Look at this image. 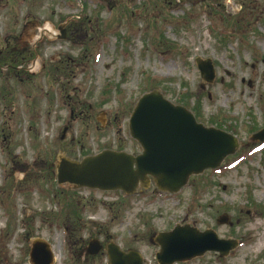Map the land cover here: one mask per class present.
Returning a JSON list of instances; mask_svg holds the SVG:
<instances>
[{"label": "rangeland", "instance_id": "1", "mask_svg": "<svg viewBox=\"0 0 264 264\" xmlns=\"http://www.w3.org/2000/svg\"><path fill=\"white\" fill-rule=\"evenodd\" d=\"M154 90L235 137V153L173 196L59 187V156L141 153L129 119ZM261 130L264 0H0V264H31L37 239L54 264H108L84 254L94 238L158 264L150 240L177 225L239 243L180 264H264Z\"/></svg>", "mask_w": 264, "mask_h": 264}, {"label": "water", "instance_id": "2", "mask_svg": "<svg viewBox=\"0 0 264 264\" xmlns=\"http://www.w3.org/2000/svg\"><path fill=\"white\" fill-rule=\"evenodd\" d=\"M65 39L64 26L59 28ZM196 64L204 82L211 84L215 72L211 60L197 59ZM130 135L137 140L143 153L133 157L124 152L103 151L84 158L81 162L59 158L56 177L59 185L100 191H122L134 194L139 188L148 189L153 182L157 190L175 194L184 188L191 176L216 169L238 148L237 140L215 128H205L194 115L182 106H176L159 91L144 94L138 101L129 122ZM252 141L264 142V130L254 135ZM223 215L217 223H228ZM159 246L158 264L188 262L207 252L227 257L237 247L235 240L219 239L213 230L199 231L185 225L153 237ZM101 250L98 241L87 249L91 255ZM109 264H143L136 252L124 253L119 246H107ZM31 264H53L50 246L41 239L33 241Z\"/></svg>", "mask_w": 264, "mask_h": 264}, {"label": "flooded vegetation", "instance_id": "3", "mask_svg": "<svg viewBox=\"0 0 264 264\" xmlns=\"http://www.w3.org/2000/svg\"><path fill=\"white\" fill-rule=\"evenodd\" d=\"M70 188H72V187H70ZM73 189V188H72ZM111 241H113V239L112 238H109L108 239V242H107V244H102V246H103V248H102V250L100 251V254L99 255H102L104 252H105V248H106V246L111 242ZM87 246V244L84 246V248H83V250H84V254L86 255V251H85V247ZM123 250V249H122ZM127 251H130V250H127ZM87 256V255H86ZM87 257H89V256H87ZM90 258V257H89Z\"/></svg>", "mask_w": 264, "mask_h": 264}, {"label": "bare ground", "instance_id": "4", "mask_svg": "<svg viewBox=\"0 0 264 264\" xmlns=\"http://www.w3.org/2000/svg\"><path fill=\"white\" fill-rule=\"evenodd\" d=\"M261 242H262V240L260 239L259 240V243L256 245L255 249H258L259 248Z\"/></svg>", "mask_w": 264, "mask_h": 264}]
</instances>
